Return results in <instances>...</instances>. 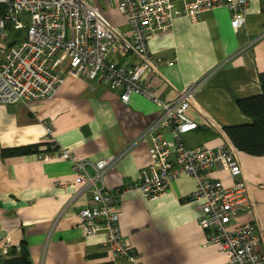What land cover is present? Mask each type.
<instances>
[{
    "label": "crops",
    "instance_id": "0c3cea01",
    "mask_svg": "<svg viewBox=\"0 0 264 264\" xmlns=\"http://www.w3.org/2000/svg\"><path fill=\"white\" fill-rule=\"evenodd\" d=\"M99 8L112 25L125 28L122 13L104 2ZM245 13L236 30L230 11L219 6L196 21L177 16L168 29L147 38L150 53L162 59L152 81L159 97L172 101L185 86L195 85L186 115L197 126L182 135L186 146L215 148L230 141L225 126L250 122L236 101L261 93L264 0H249ZM158 115V106L142 94L132 93L124 104L119 91L68 73L50 98L0 104V239L22 245L31 264H229L214 244H205L200 201L191 197L194 177L180 173L152 199L129 189L152 161L149 133ZM162 133L170 139V131ZM51 140L77 160L114 157L95 184L121 191L118 225L135 251L133 259L112 260L103 226L83 234L78 210L91 204L92 186L76 183L71 162L49 149ZM29 145L38 151L1 154ZM238 155L254 211L240 213L230 226L255 222L264 230V155L239 150ZM207 177L224 187L233 183L223 159L213 163Z\"/></svg>",
    "mask_w": 264,
    "mask_h": 264
},
{
    "label": "built area",
    "instance_id": "2783aa9c",
    "mask_svg": "<svg viewBox=\"0 0 264 264\" xmlns=\"http://www.w3.org/2000/svg\"><path fill=\"white\" fill-rule=\"evenodd\" d=\"M100 2L125 16V28L112 25L100 10ZM249 0H0V104L12 105L50 98L65 73L98 80L119 91L127 104L132 93L144 95L159 108L149 133L152 161L140 171L129 189L145 199L164 193L180 173L197 180L191 197L200 201L198 222L207 232L205 244H214L229 264H264V230L255 222L235 224L240 213H252L253 201L238 155L225 140L215 148L186 146L182 135L197 124L186 115L195 85H187L172 101H165L152 86L154 73L162 62L147 45L149 34L166 30L184 15L196 21L205 11L224 6L231 13L233 29L245 22ZM14 32H22L13 39ZM133 58V60H132ZM162 129L171 133L165 137ZM52 154L71 162L76 183L92 186V202L78 210L84 235H93L103 226L112 260L133 259L135 251L122 239L118 225L121 191H105L96 186L103 169L114 157L91 163L77 160L67 150L49 142ZM223 159L233 183L224 187L207 177V171ZM91 166L94 170H88ZM12 243L0 239V258Z\"/></svg>",
    "mask_w": 264,
    "mask_h": 264
},
{
    "label": "trees",
    "instance_id": "16d2710c",
    "mask_svg": "<svg viewBox=\"0 0 264 264\" xmlns=\"http://www.w3.org/2000/svg\"><path fill=\"white\" fill-rule=\"evenodd\" d=\"M21 35L22 32H14L12 34L13 39L8 45H11L12 42L21 37ZM259 82L261 86L260 94L241 98L236 101L240 111L249 118L250 122L224 127L231 143L239 151L250 155H264V72L259 73ZM37 151V145H29L26 147L3 149L1 154L6 157ZM15 253H19V255L14 256ZM10 254L8 257H1L0 264H31L22 245H20L18 251L12 249Z\"/></svg>",
    "mask_w": 264,
    "mask_h": 264
}]
</instances>
